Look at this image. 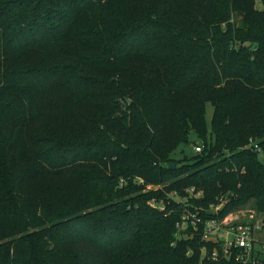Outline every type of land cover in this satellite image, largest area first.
<instances>
[{
	"label": "trees",
	"instance_id": "obj_1",
	"mask_svg": "<svg viewBox=\"0 0 264 264\" xmlns=\"http://www.w3.org/2000/svg\"><path fill=\"white\" fill-rule=\"evenodd\" d=\"M251 137L264 149L255 0H0V264H244L177 230L170 192L264 219Z\"/></svg>",
	"mask_w": 264,
	"mask_h": 264
},
{
	"label": "built area",
	"instance_id": "obj_2",
	"mask_svg": "<svg viewBox=\"0 0 264 264\" xmlns=\"http://www.w3.org/2000/svg\"><path fill=\"white\" fill-rule=\"evenodd\" d=\"M255 5L258 8H264V0L258 1ZM244 147L257 153L264 162V149L257 139L249 138ZM201 149L200 142L193 144L194 151L199 152ZM138 181L142 182V179L139 178ZM184 191V195H180L176 191L170 192V196L174 199L183 201L176 221L177 230L190 227L198 232L203 240L212 241V248L209 252L212 259L233 258L244 264H264V219L262 213L256 218L251 213L249 220H238L234 218L236 214L233 215V209L221 214L225 204L233 198L230 194L219 193L215 200L204 207L196 206L192 202L203 195L201 189L188 186L184 188ZM150 204L161 209L164 208L162 201L151 199ZM202 252L204 253V250Z\"/></svg>",
	"mask_w": 264,
	"mask_h": 264
},
{
	"label": "rangeland",
	"instance_id": "obj_3",
	"mask_svg": "<svg viewBox=\"0 0 264 264\" xmlns=\"http://www.w3.org/2000/svg\"><path fill=\"white\" fill-rule=\"evenodd\" d=\"M258 1L260 0H255V4L258 3ZM211 116H212V105L210 103H207L206 105V123H207V127L210 128V120H211ZM190 140H195V138L193 136L190 137ZM196 142H199V140H196ZM194 142V143H196ZM193 142H190L188 144L185 145H181L174 153L173 155L175 157H181L183 155V153H185L186 155H190L194 153L193 150ZM162 186L160 183H147V185L145 186V189H152V188H157ZM151 201V200H150ZM254 214V217L256 218L259 214H261L260 211H258L255 207V202L253 199L248 200L246 203L244 204H239L237 206H235L233 208V215H235L234 218L238 219V220H249V214Z\"/></svg>",
	"mask_w": 264,
	"mask_h": 264
},
{
	"label": "water",
	"instance_id": "obj_4",
	"mask_svg": "<svg viewBox=\"0 0 264 264\" xmlns=\"http://www.w3.org/2000/svg\"><path fill=\"white\" fill-rule=\"evenodd\" d=\"M169 165H170V166H175V163L172 162V163H170Z\"/></svg>",
	"mask_w": 264,
	"mask_h": 264
}]
</instances>
